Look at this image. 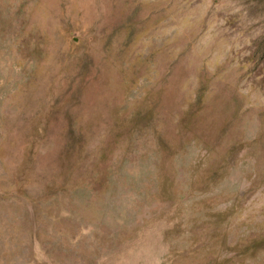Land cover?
Returning a JSON list of instances; mask_svg holds the SVG:
<instances>
[{"label": "rangeland", "instance_id": "374dc122", "mask_svg": "<svg viewBox=\"0 0 264 264\" xmlns=\"http://www.w3.org/2000/svg\"><path fill=\"white\" fill-rule=\"evenodd\" d=\"M0 264H264V0H0Z\"/></svg>", "mask_w": 264, "mask_h": 264}]
</instances>
